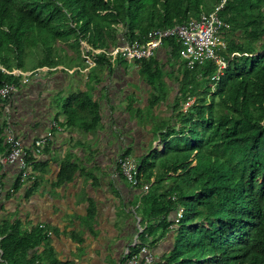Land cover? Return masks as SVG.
<instances>
[{"label": "trees", "instance_id": "obj_1", "mask_svg": "<svg viewBox=\"0 0 264 264\" xmlns=\"http://www.w3.org/2000/svg\"><path fill=\"white\" fill-rule=\"evenodd\" d=\"M223 1L0 0V67H48L39 70L48 77L80 76L87 68L97 76L112 73L113 57L107 53L124 40L144 42L150 31L197 19ZM219 15L231 29L225 52L230 62L218 82L212 80L217 72L212 62L187 67L176 38L166 39L158 50L168 52V63L158 52L135 62L151 89L147 112L157 118L149 123L164 144L163 151L137 158L142 182L151 184L143 195L148 224L138 231L139 244L153 246L174 235L172 250L155 264H264V0H226ZM83 43L89 46L84 53ZM115 61L129 63L121 56ZM166 78L175 80V92ZM12 84L28 90L21 77L0 70V89ZM61 96L56 101L68 125L78 119L87 131L97 128L100 104L89 92ZM13 97H0L1 108ZM162 103L168 108L165 117ZM71 167H63L61 182L73 179ZM180 208L183 218L169 221ZM47 232L42 226L22 232L19 222H1L0 264H74L59 259Z\"/></svg>", "mask_w": 264, "mask_h": 264}, {"label": "crops", "instance_id": "obj_2", "mask_svg": "<svg viewBox=\"0 0 264 264\" xmlns=\"http://www.w3.org/2000/svg\"><path fill=\"white\" fill-rule=\"evenodd\" d=\"M157 56L163 63L170 58L165 50L158 51ZM116 58H112L113 72L99 76L98 71L90 74L91 68L75 77L42 74L31 83L16 76L23 79L28 90L21 92L12 84L18 92L4 103L5 109L0 106V159L7 151L6 135L12 132L24 144L34 177L17 188L18 167L0 162V223L19 222L22 232L44 226L52 233L49 240L59 259L74 264H122L128 249L138 250L133 248L139 228L143 232L148 224L143 195L150 188L144 191L142 186H133L116 161L128 151L137 158L147 152L145 148L155 139L154 125L149 122L157 117L149 118L151 89L140 75L137 61L124 58L133 65H117ZM92 61L89 64L95 66ZM165 67L171 72V65ZM165 81L175 92V80ZM79 89L89 92L100 104L101 121L91 131L78 119L75 125H68L56 101L60 94L66 98ZM55 122L59 129L53 127ZM47 134L52 135L50 141L36 154L35 142ZM66 164L72 165L69 174H74L73 179L61 182ZM180 211L184 209L172 213L169 221ZM173 243L174 235L169 233L166 239L149 246L158 261L169 254Z\"/></svg>", "mask_w": 264, "mask_h": 264}, {"label": "built area", "instance_id": "obj_3", "mask_svg": "<svg viewBox=\"0 0 264 264\" xmlns=\"http://www.w3.org/2000/svg\"><path fill=\"white\" fill-rule=\"evenodd\" d=\"M224 0L215 12L210 14H202L197 19H191L188 22L176 25L167 29H155L148 33L144 42L139 40L130 42L125 41L114 48L108 55L112 57L121 56L129 61H141L151 59L156 55L159 49L164 45L166 39L176 38L182 45L180 54L186 62L189 69H194L198 65H204L207 62H212L217 65V72L212 78L214 81H219L228 68L229 60L225 54L228 48L227 33L231 29L228 22L222 20L218 12L224 7ZM85 50H83L84 53ZM101 51H96L100 53ZM237 53L232 54L234 58ZM88 63L93 64L90 56H86ZM47 70V68H44ZM0 70L8 75L22 76L26 83L32 82L35 79L36 73L44 71L39 69L32 72H23L21 70L8 71L4 67ZM74 71H70L73 73ZM18 92L14 85H5L0 89V97L3 99L10 97ZM53 127L59 129L57 122ZM1 128V126H0ZM51 134L38 139L35 142V153L40 154L47 146L51 139ZM6 154L1 157L0 162L4 166H16L20 171L19 182L26 185L29 181L34 180L32 165L28 159V153L24 144L18 139L14 133L9 132L6 135ZM117 166L121 169L124 177L135 187L142 186L144 191H148L149 184H144L141 180L142 173L139 171L141 164L137 158L130 155H122L117 159ZM13 192V191H12ZM183 218V211L178 212L173 221L179 222ZM44 228V226H42ZM170 228H175L174 223ZM140 233L142 229L139 228ZM51 236V232H48ZM138 248L137 252L127 250L123 256L122 264H155L157 262L156 255L151 251L148 245H140L138 237L134 242V247Z\"/></svg>", "mask_w": 264, "mask_h": 264}, {"label": "rangeland", "instance_id": "obj_4", "mask_svg": "<svg viewBox=\"0 0 264 264\" xmlns=\"http://www.w3.org/2000/svg\"><path fill=\"white\" fill-rule=\"evenodd\" d=\"M65 49H69V47H68V45H66V44H64V45H62ZM87 48H89V46L86 44V43H83L82 44V51L83 50H86ZM67 51V50H66ZM30 61H31V64H32V59H29V63H30ZM124 65H126V66H130V65H133L131 62H129V63H125ZM31 66V65H30ZM29 66V67H30ZM44 71L46 70V69H43ZM72 71V70H71ZM40 78V72H37L36 73V77H35V79H39ZM174 87H175V89L177 90L178 89V85L177 84H175L174 85ZM173 96H175V93H172L171 94V97H173ZM193 103V101L192 100H190V101H188L186 104H185V110L186 109H188V107H190L191 106V104ZM162 109H163V111H164V117L167 115V113H168V108H167V106L165 105V107H162ZM151 120V119H150ZM138 121V120H137ZM144 139V138H143ZM150 140H152V139H150ZM145 141V139L143 140V142ZM137 144L140 146V144L137 142ZM147 148V149H146ZM145 148V151L147 150V152L145 153V154H148L149 152H151V150H158V151H163V149H164V144L163 143H161V141L160 140H157V139H153L152 141H151V145L149 146V148L148 147H146ZM138 152H140L139 150H137ZM144 153V152H143ZM133 158H137L136 156H132ZM52 236V235H51Z\"/></svg>", "mask_w": 264, "mask_h": 264}, {"label": "bare ground", "instance_id": "obj_5", "mask_svg": "<svg viewBox=\"0 0 264 264\" xmlns=\"http://www.w3.org/2000/svg\"><path fill=\"white\" fill-rule=\"evenodd\" d=\"M225 2H226V1H225ZM219 6H220V5H219ZM219 6H218V7H219ZM218 7H217V8H218ZM217 8H216V9H217ZM216 9H215L213 12H215ZM220 11H221V10H220ZM220 11L218 12V15H219ZM213 12H211V13H213ZM208 14H210V13H208ZM219 17H220V15H219ZM220 18H221V17H220ZM221 19H222V18H221ZM222 20H223V19H222ZM224 21H225V20H224ZM187 22H188V21H187ZM225 22H226V21H225ZM185 23H186V22H185ZM183 24H184V23H183ZM179 25H180V24H179ZM227 39H228V35H227ZM237 54H238V53H237ZM198 66H199V65H198ZM224 74H225V72H224ZM214 76H215V75H214ZM223 76H224V75H223ZM223 76H222V77H223ZM222 77H221V78H222ZM212 78H213V77H212ZM221 78H220V79H221ZM213 81H214V80H213ZM215 82H218V81H215ZM183 216H184V211H183ZM172 220H173V219H172ZM44 228H45V227H44ZM47 233H48V232H47ZM51 234H52V233H51Z\"/></svg>", "mask_w": 264, "mask_h": 264}]
</instances>
